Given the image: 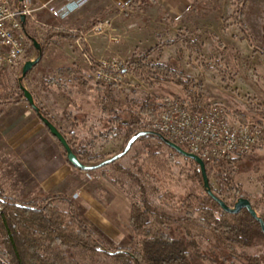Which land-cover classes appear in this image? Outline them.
<instances>
[{
    "label": "trees",
    "instance_id": "16d2710c",
    "mask_svg": "<svg viewBox=\"0 0 264 264\" xmlns=\"http://www.w3.org/2000/svg\"><path fill=\"white\" fill-rule=\"evenodd\" d=\"M246 2L247 0H237L234 3V18L250 46L264 55V48L254 41L249 28L242 20ZM147 6L148 4H143V0H134L130 5L133 9H143ZM94 23L90 22L88 27ZM24 29L26 31L25 26ZM79 33V29L68 31L47 28L42 41L40 59L43 57L44 45L49 43L57 45L60 41L72 44L79 38ZM26 35L28 40L34 38V35H30L27 31ZM178 43L190 55H195V59L205 70L216 69L222 81H232L235 78L236 72H227L217 63L210 66L205 62L200 54L203 42L196 32L189 30L177 32L171 38L160 39L147 48L134 49L126 59L125 73L133 75L148 87L159 82L176 85L184 90L186 100L192 108H202L199 105L201 84L182 72L176 65L159 60V54L164 48ZM217 43L218 46L221 45L218 40ZM37 54L36 52V56ZM54 73L70 78L73 83L80 86L91 85V78L87 77L77 63L62 67ZM47 81L50 84L60 82L55 76ZM32 94L40 114L48 118L65 135L36 95L33 92ZM172 99H181V97L174 95L160 100L146 94L134 108L109 111L102 108L100 109L102 114L107 116V128L92 139L108 140L118 136L125 129L127 141L137 131H150L145 127L143 120L157 118ZM13 101L26 102L19 86H16L9 97L0 99V112L3 106ZM245 111L264 116L263 108L258 105L248 104ZM121 113L126 114L127 117H121ZM232 116L243 123L248 121L245 113L239 110L234 111ZM257 123L262 124V121L258 120ZM65 137L80 160L84 157L88 162L99 159L88 154L94 140H89L82 145L73 140V136L69 137V134ZM146 139H149V142L141 144L134 154L132 161L134 170L123 168L114 161L89 171L100 170L112 185L129 196L130 234L128 236L132 247L104 246L93 229L81 219L73 201L64 195L45 194L38 200L19 203L0 190L2 204L0 264H96L95 256L98 254L109 257L111 260L109 264H213L216 261L223 264L231 260L233 254L242 258L244 264H264V254L261 249H258L259 246H264V235L258 222L245 211L237 214L224 211L205 192L198 165L169 148L156 135L147 134L139 137L131 148L135 143ZM179 146L189 152L184 145ZM165 147L169 149L168 152L165 151ZM62 150L65 154L63 148ZM112 154L114 153L110 155ZM175 157L191 162L193 168L183 174L185 179L192 182V185L179 195L177 202L170 203L174 195L167 187L173 178L172 167L175 164ZM241 158L243 157H228L212 165L205 164L208 178L215 176L220 185H225L227 190L239 191L238 184L234 183L235 174L232 166ZM225 164L228 165L225 167ZM119 174L126 175L130 179L138 190L140 199L125 189ZM209 185L214 194L220 197L210 181ZM59 204L64 206L60 207ZM157 242L168 244V252L158 254L152 251L150 245ZM236 248H255L256 250L252 255L237 254Z\"/></svg>",
    "mask_w": 264,
    "mask_h": 264
},
{
    "label": "crops",
    "instance_id": "0c3cea01",
    "mask_svg": "<svg viewBox=\"0 0 264 264\" xmlns=\"http://www.w3.org/2000/svg\"><path fill=\"white\" fill-rule=\"evenodd\" d=\"M122 1L124 0H89L64 19L53 17L41 9L36 11V16L45 31L52 27L68 31L80 28L82 31L90 22L103 17L110 18L111 29L103 35L88 37L83 41L84 49L93 56L119 58L124 55V59H127L134 49L147 48L148 46H142L146 40L152 41V45L160 39L164 40L162 34L165 32L170 33L172 37L185 30L200 35L199 28L203 27L209 33L215 34L209 30L214 25L204 19L213 14L214 17L217 16L215 12L219 11L222 5L221 0H143V4H148L146 8L120 9L116 3ZM43 2L62 7L67 1L35 0V5L39 6ZM233 11L234 9L230 14L234 16ZM152 14L157 18L159 25L155 27L163 26L164 32L159 33L160 30L152 28L154 24L146 18ZM228 21L233 24L230 29L237 26L235 20ZM226 24L222 26L223 30L227 29ZM118 31L119 36L122 34L119 41ZM240 37L241 34L237 39L240 40ZM80 60L83 61L75 43H52L44 50L43 57L30 73L40 68V81L36 82V88L34 87L32 92L65 135L69 134L77 143L85 144L94 135L106 129V116L101 115L99 109L93 110L94 113L90 112V104L95 96L92 97L91 92L100 91V87L95 88L89 84L80 86L70 78H67L69 82L50 84L46 76ZM52 76L59 80L66 78L57 73ZM68 96L71 99L69 104L66 99ZM92 150L97 151V145H93ZM5 170L7 174L3 173ZM2 178L10 180L6 183L9 187L0 181V190L5 192L7 197L12 195L13 198L16 193L26 198L41 197L45 194H59L70 198L81 219L97 236L109 242L122 244L125 235L130 234L129 196L112 185L100 170L82 171L71 165L60 143L24 101L10 102L3 106L0 112V180Z\"/></svg>",
    "mask_w": 264,
    "mask_h": 264
},
{
    "label": "rangeland",
    "instance_id": "374dc122",
    "mask_svg": "<svg viewBox=\"0 0 264 264\" xmlns=\"http://www.w3.org/2000/svg\"><path fill=\"white\" fill-rule=\"evenodd\" d=\"M234 2L235 0H221L220 3L222 5L220 10L215 12V15L217 16L214 17L213 14V16L211 15L210 17L204 19V21H207V23L214 25L209 28V30L213 31L215 34L209 33L205 28L203 29V27L199 28V36L203 42V47L200 50L201 56L210 66L217 63L218 66L226 69L227 72H236V76L232 81H222L221 76L214 68L211 70H205L200 65L199 61L195 59V55H190L187 50L182 48L180 43L164 48L159 54V60L167 64L177 65V67L182 72L188 76H191L196 82L201 84L202 89L199 100L200 106H205L212 103L222 104L230 115H232L234 111L239 110L242 113H245L248 121L257 122L258 120H261L262 125L264 126V116L245 111L248 104L261 106L264 110V55L250 46L245 35L237 26H234L230 29V26L233 24H231L228 20H235L233 14H230L232 9H234ZM243 15L244 16L242 20L249 28L254 41L264 48V0H247V5L244 9ZM35 17L37 18L36 15ZM146 18L147 20H150L152 24H154V27L152 28L160 30L159 33L164 32L165 28H163V26L160 25L158 28L155 27L159 25L154 14ZM38 21L40 22L39 19ZM225 24L227 29L223 30L222 26ZM215 25L217 27H215ZM25 27L26 31L30 35H34V39H36L42 46L43 37L46 31L41 22L39 24H26ZM84 29L85 28H82V31H84ZM169 34L170 33L165 32L162 34V37L165 39L171 38L172 36ZM240 34L241 37L240 40H238L237 36ZM119 35L120 32L118 31V41L122 34L121 36ZM216 39L220 42V46H218ZM151 42L152 41L150 40H146L142 46L149 47L152 45ZM50 44L52 43L43 46V54L44 50H46ZM82 47L84 48V43ZM35 57L36 50L31 42V39H27L22 60L26 61L29 59H34ZM96 58L110 59L112 57L94 56V63H97ZM119 58L126 60V58L124 59V55H120ZM77 64L87 75V77L91 78L90 71L88 70L87 66L84 65L83 61L80 60V62ZM21 66V63H16L11 67H0V99L5 98V95H9L13 90H15L16 86H18L17 79L20 75ZM39 70L40 68L35 69V71L32 73H30V71L22 81L23 86L29 91H32L34 87L36 88V82L40 81L38 73ZM52 73L55 74L54 71H52ZM53 74H46V76L49 79ZM125 80L126 84L124 87H118L115 85H97L100 87L98 88L100 91L97 92L96 90H92L91 92L92 97L93 95L95 96L93 102L90 104V107L92 108L90 112L94 113L93 110L98 111V109L100 110L102 108L106 111L134 108L135 104L146 94L157 97L160 100L164 99L165 97H172L174 95H178L181 98L186 99L184 90L171 83L159 82L155 83L152 87H148L129 73H126ZM60 81L69 82L67 78H64V80L60 79ZM91 85H96L92 79ZM66 99L69 100L67 102V104H69L71 100L70 97L68 96ZM101 115L105 114H102L101 112ZM121 117L126 118L127 116L126 114H122ZM125 133L126 130L123 129L118 136L108 140L91 139V141L94 140L93 145H97L98 150L93 151L92 145L88 151V154L90 156H96L99 159L88 162L86 161V158H83L82 161L87 163H96L104 159L102 157L105 155H107L105 156L106 158L109 157L111 153L119 152L126 143ZM146 142H149V139L135 143L125 155L116 160L117 163L123 168L134 170L132 166L134 154L137 148ZM165 151L168 152L169 149L165 147ZM240 157L243 158H241L237 164L232 166V170L235 174L234 183L238 184L239 191L233 192L227 190L225 185H220L218 179L215 176H212L209 181L212 187L219 193L220 197L227 202V204L232 205L235 198L246 197L250 200L256 212L262 218H264V141L257 149H254L248 154ZM174 162L175 164L172 167L173 178L167 187L168 190H170V192L174 195L170 200V203L177 202L179 195L183 194L192 185V182L185 179L183 174V172L191 171V168H193L191 162L180 157H175ZM227 165L228 164H225L224 166L226 167ZM3 173L7 174V171L5 170ZM119 176L124 184L125 189L129 191L134 197L140 199L139 192L130 182V179L123 174H119ZM0 181L5 185H7L6 183L10 182L9 178L7 181L4 178H2ZM11 196H9V198H12ZM19 197L20 196L15 193L13 199L19 201V203H24L32 200H38L40 198ZM59 206L63 207L64 205L59 204ZM98 237L101 239L103 245L108 248L133 246L130 243L128 235H125L124 241L121 242L122 244L112 243L103 239L101 236ZM150 249L155 251V253L158 252V254H161L168 252L169 245L162 242H157L150 245ZM258 249H261L264 254V246H259ZM254 250L256 249L236 248L237 254L247 253L252 255ZM95 261L96 264H109L111 262L109 257L101 254L95 256ZM216 262L218 264H222L219 261ZM227 264L242 263L237 259H231Z\"/></svg>",
    "mask_w": 264,
    "mask_h": 264
},
{
    "label": "built area",
    "instance_id": "2783aa9c",
    "mask_svg": "<svg viewBox=\"0 0 264 264\" xmlns=\"http://www.w3.org/2000/svg\"><path fill=\"white\" fill-rule=\"evenodd\" d=\"M62 7L51 2L35 5V0H0V67H11L22 60L27 35L26 24H39L35 17L38 9L51 16L64 19L89 0H66ZM134 0L117 2L120 9H128ZM25 17V24L20 21ZM133 26V25H132ZM132 26H129L132 27ZM112 27L110 18L103 17L80 31L75 45L90 71L91 79L98 86L124 87L126 60L96 58L84 51L83 41L88 37L103 35ZM194 109L185 98L172 99L155 119H144L145 127L160 133L177 145H184L205 164L224 161L228 157L244 156L257 149L264 141V126L257 122H240L228 113L224 105L212 103ZM2 204L0 202V213Z\"/></svg>",
    "mask_w": 264,
    "mask_h": 264
},
{
    "label": "water",
    "instance_id": "95a60500",
    "mask_svg": "<svg viewBox=\"0 0 264 264\" xmlns=\"http://www.w3.org/2000/svg\"><path fill=\"white\" fill-rule=\"evenodd\" d=\"M18 3H20L22 0H17ZM20 21L25 24V17L20 16ZM31 42L38 53L37 56L34 59L26 60L23 65L21 66L20 75L18 77V86L23 91V96L26 102L29 104V106L35 111V113L39 116L43 124L46 126L50 134L56 138V140L61 144L62 148L65 151L66 159L67 161L73 165L75 168L82 170V171H91L99 169L105 165H109L113 163L114 161L121 158L123 155H125L129 149L131 148V145L141 136L147 135V134H154L157 137H159L169 148L174 149L177 151L180 155L187 157L188 159L193 160L197 165L201 173V179H202V185L205 189V192L214 200L216 201L219 206L226 212L229 213H238L241 209H245L250 216L256 220L260 226V229L264 235V219L256 212L254 207L252 206L250 200L246 197H238L234 204L232 206L227 205L222 198L215 195L212 191L210 185H209V178L207 176L206 170H205V163L195 154L188 152L184 149H182L179 145L171 142L168 140L165 136H163L160 133L146 131V130H140L132 134L128 140L126 141L123 148L116 152L109 157H106L96 163H87L80 160L77 155L73 152L71 146L69 145L66 137L62 132L59 130V128L53 124L48 118L42 116L39 112L38 106L35 104L34 97L32 92H30L26 87L23 86L22 81L25 78V75L27 72H29L33 66H35L41 57L42 54V47L41 44L34 38L31 39ZM125 72V70H123ZM23 205V204H20Z\"/></svg>",
    "mask_w": 264,
    "mask_h": 264
},
{
    "label": "flooded vegetation",
    "instance_id": "af4514ba",
    "mask_svg": "<svg viewBox=\"0 0 264 264\" xmlns=\"http://www.w3.org/2000/svg\"><path fill=\"white\" fill-rule=\"evenodd\" d=\"M224 200V199H223ZM235 200H236V198L234 199V201H233V203H232V205L234 204V202H235ZM224 202L227 204V202L224 200ZM227 205H229V204H227ZM232 205H230V206H232ZM242 211H245V212H247L244 208L243 209H241L239 212H242ZM238 212V213H239ZM248 213V212H247ZM235 214V213H234ZM237 214V213H236ZM249 214V213H248ZM232 259H237V260H239L242 264H244V261H243V259L242 258H240V257H237V256H235L234 254L232 255ZM230 261V260H229ZM229 261H227V262H224L223 264H227ZM213 264H218L217 262H215V263H213Z\"/></svg>",
    "mask_w": 264,
    "mask_h": 264
}]
</instances>
